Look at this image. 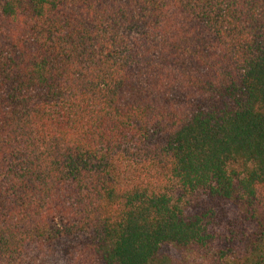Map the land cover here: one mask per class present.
Listing matches in <instances>:
<instances>
[{"label":"trees","instance_id":"obj_1","mask_svg":"<svg viewBox=\"0 0 264 264\" xmlns=\"http://www.w3.org/2000/svg\"><path fill=\"white\" fill-rule=\"evenodd\" d=\"M264 264V0H0V264Z\"/></svg>","mask_w":264,"mask_h":264},{"label":"rangeland","instance_id":"obj_2","mask_svg":"<svg viewBox=\"0 0 264 264\" xmlns=\"http://www.w3.org/2000/svg\"><path fill=\"white\" fill-rule=\"evenodd\" d=\"M171 262L172 264H196L197 261L194 259L191 255L179 252V251H173L171 256Z\"/></svg>","mask_w":264,"mask_h":264}]
</instances>
